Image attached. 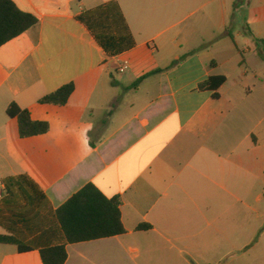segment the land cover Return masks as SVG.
Returning <instances> with one entry per match:
<instances>
[{"label": "crops", "instance_id": "1", "mask_svg": "<svg viewBox=\"0 0 264 264\" xmlns=\"http://www.w3.org/2000/svg\"><path fill=\"white\" fill-rule=\"evenodd\" d=\"M11 1L38 23L0 47V264H43L65 243L56 211L87 184L120 199L126 233L67 244L65 264H264L247 70L264 0ZM211 76L227 78L217 99ZM70 83L65 106L39 103ZM13 103L49 132L20 138Z\"/></svg>", "mask_w": 264, "mask_h": 264}, {"label": "trees", "instance_id": "2", "mask_svg": "<svg viewBox=\"0 0 264 264\" xmlns=\"http://www.w3.org/2000/svg\"><path fill=\"white\" fill-rule=\"evenodd\" d=\"M38 20L22 12L11 0H0V47L20 36L35 25ZM264 44V40H257ZM227 82L225 76H211L200 85L203 90L213 92L219 98L218 90ZM75 91L73 83L59 88L43 97L39 103L65 106ZM10 118L18 122L22 139L45 135L50 130L46 121H35L27 109L11 104L7 109ZM121 201L106 198L93 184H87L56 211V217L63 232L65 243L44 248L40 252L43 264H65L68 259L67 244L120 236L126 233L121 221ZM147 225L138 230H147Z\"/></svg>", "mask_w": 264, "mask_h": 264}, {"label": "rangeland", "instance_id": "3", "mask_svg": "<svg viewBox=\"0 0 264 264\" xmlns=\"http://www.w3.org/2000/svg\"><path fill=\"white\" fill-rule=\"evenodd\" d=\"M244 15V13H243ZM250 16V12H249ZM252 16V14H251ZM262 39V37H260ZM260 39V40H261ZM264 39V38H263ZM258 63H251V66L247 69L248 70V78L250 79V84H260V124L264 119V115L261 114V101L264 100L263 95L261 94V88L264 84V44L260 42V56L256 57ZM255 74L260 75V81L255 78Z\"/></svg>", "mask_w": 264, "mask_h": 264}, {"label": "built area", "instance_id": "4", "mask_svg": "<svg viewBox=\"0 0 264 264\" xmlns=\"http://www.w3.org/2000/svg\"><path fill=\"white\" fill-rule=\"evenodd\" d=\"M127 69H128V66H127V65H124V66L119 67V68H118V71H120V72H124V71H126Z\"/></svg>", "mask_w": 264, "mask_h": 264}]
</instances>
